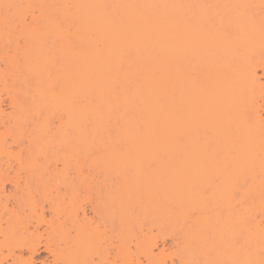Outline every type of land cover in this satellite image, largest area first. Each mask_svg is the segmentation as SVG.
Segmentation results:
<instances>
[{
    "label": "bare ground",
    "instance_id": "1",
    "mask_svg": "<svg viewBox=\"0 0 264 264\" xmlns=\"http://www.w3.org/2000/svg\"><path fill=\"white\" fill-rule=\"evenodd\" d=\"M15 22L33 80L10 97L9 121L56 116L88 164L18 161L22 178L0 158V264H93L121 195L154 208L137 211L160 234L137 238L146 264H264V0H0L2 26ZM40 172L45 185L78 182L52 191L32 183Z\"/></svg>",
    "mask_w": 264,
    "mask_h": 264
},
{
    "label": "rangeland",
    "instance_id": "2",
    "mask_svg": "<svg viewBox=\"0 0 264 264\" xmlns=\"http://www.w3.org/2000/svg\"><path fill=\"white\" fill-rule=\"evenodd\" d=\"M14 22V21H13ZM29 22V19L27 20V23ZM18 24V23H17ZM16 24V22L13 24H10V25H8V24H6V25H3L2 26V24L0 23V111H1V114H0V136L2 135L1 133H3V135L1 136V145H4L3 147H4V151H2V152H5V153H2L1 152V154H0V158L2 159L1 161H4V162H8V164L10 165V166H12V168L14 167V165L17 167H14V171H16V170H18V166H17V164L19 163V162H21V163H28L29 161L30 162H32V161H34L35 163H38V165L39 166H41V165H45V167H46V165L47 166H51V167H55V166H57V168L59 167V168H61V166H62V163L63 164H65V162L67 163V164H69L70 163V165H73V164H75V160H76V162H78V161H82L81 163H83V164H88V162H86V161H88V160H86V159H88L87 157H82V155L84 156L85 154H83V149L82 148H78V145L75 147V146H73V147H75V148H77V149H74L73 151H72V149H70V148H68V147H70V146H67V144H64L65 142H63L62 141V138H60L61 137V135L59 134V131H58V126L60 125V123L58 122V119H57V117L56 116H53V117H55L56 118V120H55V118H45L46 119V122H44L45 124H46V127L45 126H43V122L41 121V119H40V121L39 120H37V119H34V118H28V120H25L26 121V123L25 124H23L22 122L21 123H18V124H15V126H14V123L13 124H11L12 123V121L10 122L9 121V119L10 118H8V116L10 117V116H12L13 115V112H12V110H13V108H12V104H11V102H10V97H11V100H12V97L13 98H15L16 96L18 97L19 96V99L18 100H21L22 101V99L20 98V97H22L20 94H18L17 93V91L18 90H20L22 87L24 88V86L27 84H32L31 82H32V80H33V78H32V76L33 75H31V73H29V75H28V73L27 72H25L24 71V68L22 67V62H23V55L21 54L22 53V51H23V49H24V46H25V44L24 43H26L28 40L26 39V37H25V34L23 33V32H25V30L23 31V29H21L20 27L21 26H19V25H17ZM15 25V26H14ZM15 27V28H14ZM48 37L46 38V44L45 45H47V43H48V46L49 45H51L52 44V42H54V40H55V42H56V44H52L53 46H54V49H56L55 47H57V44L59 43V41H58V39L56 38H53V37H51L52 35H47ZM262 38H264V37H262ZM53 39V40H52ZM263 40V39H262ZM261 40V41H262ZM54 42V43H55ZM263 42L264 41H262L261 43L263 44ZM50 43V44H49ZM23 45V46H22ZM20 46V47H19ZM263 45H262V50L260 51V52H262V51H264V49H263ZM21 48V49H20ZM21 50V51H20ZM263 55H264V52L262 53ZM261 53H260V55L261 56H263ZM22 55V56H21ZM54 57V59H52V58H49V59H52L51 61H53L54 63H51V64H49L50 63V61H49V59H48V67L50 66V65H52V64H55L54 65V67L55 66H58V65H61V63H62V61L60 62V60L58 59L59 58V56L58 55H56V54H54L53 55ZM22 61V62H21ZM57 63H59V64H57ZM20 64H21V66H20ZM52 68H48L50 71H52V73L51 74H53V76H58V74H59V72H58V74H57V72L55 71V69L56 68H54L53 69V65L51 66ZM22 68V69H21ZM58 68V67H57ZM59 68H60V66H59ZM52 69V70H51ZM27 73V74H26ZM258 74L259 75H261V71L259 70L258 71ZM31 77V78H30ZM260 83H262L261 85L263 86H261V91H262V95H263V100H264V79H263V77H261V79H260ZM57 84V83H56ZM54 86H56V85H54ZM20 88V89H19ZM22 88V89H23ZM55 89H57V88H55ZM17 90V91H16ZM13 93H15V96H14V94ZM16 97V98H17ZM260 104H262L261 103V101H260ZM262 107H264V104H262ZM12 112V113H11ZM3 114V115H2ZM9 114H11V115H9ZM52 120V121H51ZM54 120V121H53ZM262 120H264V114L262 113ZM8 121H9V123H8ZM33 121V122H32ZM43 121H44V119H43ZM48 121V122H47ZM39 122H42V124H40L39 125ZM52 122V123H51ZM32 123V124H31ZM38 123V124H37ZM50 123V124H49ZM59 123V124H58ZM264 124V123H263ZM11 125H12V127H11ZM36 125V126H35ZM19 126V127H18ZM49 126V127H48ZM54 127V130H53V127ZM16 127V128H15ZM42 127H44V130H45V133H44V135H43V128ZM57 127V128H56ZM39 128H40V130H39ZM33 129V130H32ZM36 130V131H35ZM41 131H42V133H41ZM52 131H53V135H55V136H51L50 134H52ZM55 131H56V133H55ZM36 132H38V133H36ZM48 132H50V133H48ZM41 133V134H40ZM58 133V134H57ZM35 136H34V135ZM47 136H46V135ZM33 135V136H32ZM38 135V136H37ZM57 135H59L58 137H56ZM72 135H73V133H72ZM40 136V137H39ZM3 137V138H2ZM33 137V138H32ZM46 137H49V139L51 140L52 138H54V139H52L51 141H49L48 140V138H46ZM73 137H75V135H73ZM34 139V138H36L37 140H38V143H36L37 145H39L38 147H39V149H38V147H34L32 144H30L29 145V140L28 139ZM59 139V141L58 140H55V139ZM44 139H47L48 141H44ZM41 140V141H40ZM4 141V142H3ZM60 141H62V142H60ZM39 142H40V144H39ZM42 142V143H41ZM44 142V143H43ZM48 144H47V143ZM47 144V146H46V144ZM58 143H59V145H61V146H59L58 145ZM61 143V144H60ZM42 144V145H41ZM45 144V145H44ZM48 145H49V148H48ZM46 146V148H45V150H44V147ZM262 146H264V144L262 145ZM6 147V148H5ZM34 147V148H33ZM40 147H42V148H40ZM63 147V148H62ZM65 147H67V148H65ZM79 147H81V146H79ZM37 148V149H36ZM5 149H6V151H5ZM41 149V150H40ZM47 149V150H46ZM69 149H70V151H69ZM78 149H82V150H78ZM40 150V151H39ZM66 150V151H65ZM32 153H31V152ZM36 151V152H35ZM42 151V152H41ZM68 151V152H67ZM71 152V154H69ZM82 152V153H81ZM38 153V154H37ZM96 153L98 154L99 152L97 151V150H92V154L93 155H95L96 156ZM4 154H6V155H4ZM19 154V155H18ZM31 154V155H30ZM35 154H37V155H35ZM64 154V155H63ZM65 154H67V155H65ZM68 154H69V156H68ZM5 157H4V156ZM73 155V156H72ZM19 156V157H18ZM72 157L71 159L72 160H70L68 157ZM94 156V157H95ZM14 157H16V158H14ZM28 157V158H27ZM30 157H32V158H30ZM33 157H34V160H33ZM64 158V160H63V158ZM79 157V158H78ZM69 160H68V159ZM86 158V159H85ZM4 159V160H3ZM23 159H25V160H23ZM36 159V160H35ZM84 161H83V160ZM21 160V161H20ZM32 160V161H31ZM66 160V161H65ZM86 160V161H85ZM14 161V162H13ZM17 161V162H16ZM19 161V162H18ZM26 161V162H25ZM48 161H50V162H48ZM62 161V162H61ZM46 162V163H45ZM47 162H48V164H47ZM5 163V164H6ZM45 163V164H44ZM55 163V164H54ZM52 164V165H51ZM57 164V165H56ZM45 167H43V168H45ZM153 167H154V169H155V166L153 165ZM16 168V169H15ZM152 167H150V169H151ZM154 169H152V170H154ZM22 170V169H21ZM19 171V174H21L20 176L22 177V178H25L26 177V174H27V172H25V171H20V170H18ZM125 171V170H124ZM126 172V171H125ZM128 172V171H127ZM41 173V172H40ZM46 172H44V173H41V175H39V177H40V179H39V177L38 178H36L37 176H38V174L34 177H32L31 178V181L33 180V182L32 183H38V184H40V185H42V183L44 184V180H43V178L44 177H47V173L45 174ZM22 174H24V175H22ZM126 174V173H125ZM262 174V173H261ZM43 175V176H42ZM45 175V176H44ZM69 175H71V173L69 172V174H68V177H69V179H68V181H66L67 179H63V178H61V179H59L58 181L56 180V181H52V182H49V184H51L52 183V185H49L46 181V185L44 184L43 186H47V188L49 187V188H53L52 189V191H58V192H64V191H67L68 189L70 190L71 188L72 189H74V187H75V185L77 184V182L75 181V179L73 178L74 176H73V174L71 175V176H69ZM42 176V177H41ZM127 176V175H126ZM71 177V178H70ZM21 178V179H22ZM36 178V181L34 180V179ZM121 178V177H120ZM120 178H119V176H118V178L116 179V183H118V179H119V182H120ZM74 179V180H73ZM40 180L42 181V182H40ZM63 180H65V181H62ZM21 181H23V180H21ZM71 181V183H69ZM53 183H55V184H53ZM73 183V184H72ZM75 184V185H74ZM62 185V186H61ZM9 185H6V191H8L9 189H10V186L8 187ZM68 187V188H67ZM81 187H83V186H81ZM64 188V189H63ZM78 188V187H77ZM58 189V190H57ZM78 189H80V188H78ZM83 189L84 188H81L80 190H81V194L82 193H84V191H83ZM83 191V192H82ZM82 195H85V194H82ZM81 195V196H82ZM120 196V195H119ZM116 201V202H115ZM115 205H114V208H112L113 209V211H112V209H111V211L110 210H106V213H105V215H107L106 216V218H103L104 220H102L103 222L101 223L102 225L99 227V230H98V232H96L95 234H94V236H93V239H92V243H93V245H94V249L96 248V249H98V247H100V249H101V252H103V254L105 253H107V251L110 253V257L109 258H104L105 257V254H104V256H102L101 254H98V253H100V251H98V253L96 254V251H95V253H93L94 252V250H93V252H92V255H93V257H91V259L93 260L92 262H94L95 264H101V262H102V264H121V263H125V262H127V260L129 261V262H132V263H135V264H137V262H138V260H139V263L138 264H142V263H144V264H146L145 263V260H144V258H143V256H142V254L140 255V253H137L138 252V250H139V252H140V249H138V247H139V241L142 239V238H144V236H145V234H147V236H150V237H152L153 235H154V237H155V234L156 233H158V235H160L159 234V231H157L158 229H156V227H154V226H152V231H150V232H146L147 231V228L146 227H148L149 226V222L146 220L145 221V219L144 220H142V218H139V216H141L142 217V215H140V214H138V212L140 213V212H142L143 213V215H144V211H146V210H148V211H146V212H152V210H150V209H154L152 206H150V205H148V199H144V198H138V197H125V196H120V198L119 197H117V198H115L114 199V202H113ZM86 205H87V207H86ZM82 206H83V208L85 209V214H86V216L88 217V218H92V213H90V209H89V203L88 202H85V206L82 204ZM88 208V209H87ZM144 209V210H143ZM117 211H118V213H117ZM138 211V212H137ZM123 212H125V215H123ZM127 212H128V217H127ZM129 212H130V214L131 215H129ZM113 215H112V214ZM117 215H116V214ZM137 213V214H136ZM141 213V214H142ZM92 214V215H91ZM105 215H103V216H105ZM111 215V216H110ZM134 215V216H133ZM46 216L48 217L49 216V214L48 213H46ZM90 216V217H89ZM113 216V217H112ZM117 216H118V219H117ZM120 216H121V218H120ZM135 217V219L136 220H134L133 221V219L132 218H129V217ZM123 217H124V219L126 220V219H128V221H130V224L132 223V222H134V224L132 223V225H130L129 223V227H130V229H129V227L128 226H126L125 224V221H124V223L122 224V226H120V224H121V222H119L120 220H123ZM127 217V218H126ZM93 218L94 219H96V217H94L93 216ZM108 218V219H107ZM140 219V220H139ZM132 220V221H131ZM127 221V222H128ZM137 221V222H136ZM138 221L139 222H141V223H138ZM144 221V222H143ZM104 222L106 223V224H104ZM149 224H148V223ZM112 223V224H111ZM113 223H115L116 224V226H115V224H114V226H113ZM137 223H138V225H137ZM110 224V225H109ZM118 224V225H117ZM139 224H140V226H139ZM145 224V225H144ZM119 226V227H118ZM124 226V228H120V227H123ZM138 226V227H137ZM125 227L126 228H128V230H126L125 229ZM105 228V229H104ZM120 228V229H119ZM139 228V229H138ZM142 228V229H141ZM156 230H155V229ZM113 229H114V231H113ZM138 231H137V230ZM111 230V231H110ZM146 230V231H145ZM113 231V232H112ZM140 231V232H139ZM145 231V232H144ZM104 232H106V233H104ZM124 232H128V233H124ZM154 232V233H153ZM111 233V234H110ZM120 235H118V234ZM121 233V234H120ZM122 233H123V235H122ZM140 233H142V234H140ZM151 233V234H150ZM153 233V234H152ZM108 234V235H107ZM144 234V235H143ZM96 235H98V236H96ZM143 235V236H142ZM152 235V236H151ZM158 235H156V236H158ZM109 236V237H108ZM113 236V237H112ZM117 238H116V237ZM123 236V237H122ZM142 237V238H141ZM119 238H120V240H119ZM139 239V241H138V239ZM96 239V240H95ZM124 239V240H123ZM104 240V241H103ZM111 240V241H110ZM117 240V241H116ZM109 241V242H108ZM113 241V242H112ZM107 242V243H106ZM112 242V243H111ZM119 242V243H118ZM122 244H124V245H122ZM99 245H98V244ZM137 245H136V244ZM109 244V245H108ZM116 244V245H115ZM120 244V245H119ZM157 245H158V247H160L161 246V243H160V241L158 240L157 241ZM102 246V247H101ZM108 246H109V248H108ZM116 246H118V247H116ZM105 249H104V248ZM111 247V248H110ZM120 247V248H119ZM121 247H123V248H121ZM137 247V248H136ZM103 249V250H102ZM118 249V250H117ZM119 249H120V251H119ZM124 249H125V251H124ZM137 249V250H136ZM99 250V249H98ZM105 250H107V251H105ZM119 251V255L118 254H116V252H118ZM114 254H113V253ZM96 255V256H95ZM98 255H100V256H98ZM138 255H140V256H138ZM111 256H113V257H111ZM142 256V257H141ZM41 257H43V255H40L39 256V258L38 259H40ZM97 257V258H96ZM100 257V258H99ZM99 258V259H98ZM102 258H104V261H103V259ZM115 258V259H114ZM106 260V261H105ZM101 261V262H100ZM124 261V262H123ZM142 261V262H141ZM98 262V263H97ZM93 263V264H94Z\"/></svg>",
    "mask_w": 264,
    "mask_h": 264
}]
</instances>
